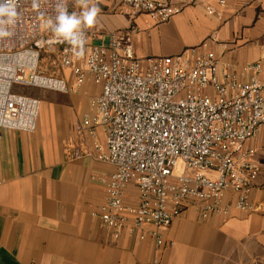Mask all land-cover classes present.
Segmentation results:
<instances>
[{"label": "built area", "instance_id": "obj_1", "mask_svg": "<svg viewBox=\"0 0 264 264\" xmlns=\"http://www.w3.org/2000/svg\"><path fill=\"white\" fill-rule=\"evenodd\" d=\"M68 2L15 0L17 22L9 27L10 36L0 37V128L35 131L41 99L14 91V85L69 93L71 86L60 75L68 69L77 86L91 81L101 88L91 102L94 115H85L79 126L93 138L92 146L69 144L66 154L91 156L113 167L107 179H100L106 196L99 217L114 239L150 238L163 246L165 229L191 203L203 218L232 209L264 211L251 200L260 165L255 149L247 146L264 126V53L246 65L247 81L231 64L222 72L220 59L205 43L177 55L140 58L128 34L112 32L106 43L105 35L93 33L100 42L77 57L49 27ZM121 2L130 12L160 22L180 10L166 0ZM202 2L208 14L220 16L228 0ZM52 44L61 46L46 73L40 61ZM131 184L139 192L135 206L124 200ZM227 195L235 201L225 202Z\"/></svg>", "mask_w": 264, "mask_h": 264}, {"label": "crops", "instance_id": "obj_2", "mask_svg": "<svg viewBox=\"0 0 264 264\" xmlns=\"http://www.w3.org/2000/svg\"><path fill=\"white\" fill-rule=\"evenodd\" d=\"M166 1L180 8L170 19L132 12L112 19L110 31L128 34L140 58L177 55L205 43L222 72L231 64L241 80L250 79L246 65L264 53V0H228L220 16L208 14L202 0ZM98 42L87 37L82 55ZM57 46H50L48 60ZM60 75L72 90L41 95L35 131L0 128V264H264V211L232 209L203 218L191 203L165 229L163 246L150 238L114 239L99 217L106 196L100 179L113 167L66 154L69 144L92 146L93 138L79 126L85 115H94L91 102L101 88L91 81L77 86L68 69ZM96 137L103 145L101 128ZM247 146L260 165L251 200L264 205V126ZM124 200L138 204L134 184ZM234 201L235 196L225 197Z\"/></svg>", "mask_w": 264, "mask_h": 264}, {"label": "clouds", "instance_id": "obj_3", "mask_svg": "<svg viewBox=\"0 0 264 264\" xmlns=\"http://www.w3.org/2000/svg\"><path fill=\"white\" fill-rule=\"evenodd\" d=\"M78 4L83 9L79 14H69L64 8L59 10L54 23L49 22V27L55 37L61 42L70 44L77 57L83 54L84 29L94 25L100 11L93 0H78ZM17 17L15 0H0V37L11 35L9 27L16 24Z\"/></svg>", "mask_w": 264, "mask_h": 264}, {"label": "rangeland", "instance_id": "obj_4", "mask_svg": "<svg viewBox=\"0 0 264 264\" xmlns=\"http://www.w3.org/2000/svg\"><path fill=\"white\" fill-rule=\"evenodd\" d=\"M93 2L100 9V11L97 14L94 25L90 28L84 29V33L87 35L88 38L89 37L91 38V35L93 33H101L103 35L110 34V32H112L110 31L112 30L110 23L112 19H115L117 17H124L132 13L130 12L129 9L125 8V6L122 5L121 0H93ZM82 10H83L82 7L78 4V0H69L67 5V12L69 14L71 13L79 14ZM108 41L109 38L106 39V43ZM50 46L47 48L45 52L42 53V57L40 61L41 70L45 71L46 73L50 72L48 70V68L50 67L48 66V61H49L48 57L53 53V50L50 48ZM13 90L16 92L31 94L33 96L38 97L39 99H41L42 94L47 93L46 90L44 89L29 88L21 85H14ZM174 172L177 175L182 173V164L180 161L175 167Z\"/></svg>", "mask_w": 264, "mask_h": 264}]
</instances>
